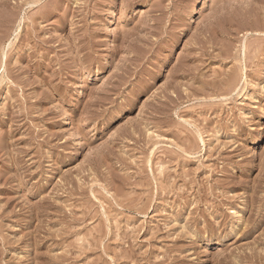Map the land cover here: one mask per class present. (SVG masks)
I'll return each instance as SVG.
<instances>
[{
  "label": "rangeland",
  "instance_id": "374dc122",
  "mask_svg": "<svg viewBox=\"0 0 264 264\" xmlns=\"http://www.w3.org/2000/svg\"><path fill=\"white\" fill-rule=\"evenodd\" d=\"M0 264H264V0H0Z\"/></svg>",
  "mask_w": 264,
  "mask_h": 264
},
{
  "label": "bare ground",
  "instance_id": "6f19581e",
  "mask_svg": "<svg viewBox=\"0 0 264 264\" xmlns=\"http://www.w3.org/2000/svg\"><path fill=\"white\" fill-rule=\"evenodd\" d=\"M113 15H114V11H111V17L109 23H107L106 25L105 31H110L115 26L116 23L114 22Z\"/></svg>",
  "mask_w": 264,
  "mask_h": 264
}]
</instances>
